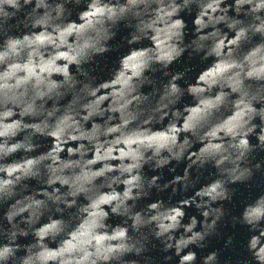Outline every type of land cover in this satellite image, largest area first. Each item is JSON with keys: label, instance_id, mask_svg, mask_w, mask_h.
Returning <instances> with one entry per match:
<instances>
[{"label": "clouds", "instance_id": "obj_1", "mask_svg": "<svg viewBox=\"0 0 264 264\" xmlns=\"http://www.w3.org/2000/svg\"><path fill=\"white\" fill-rule=\"evenodd\" d=\"M0 264H264V0H0Z\"/></svg>", "mask_w": 264, "mask_h": 264}, {"label": "water", "instance_id": "obj_2", "mask_svg": "<svg viewBox=\"0 0 264 264\" xmlns=\"http://www.w3.org/2000/svg\"><path fill=\"white\" fill-rule=\"evenodd\" d=\"M217 246H219V245H217Z\"/></svg>", "mask_w": 264, "mask_h": 264}]
</instances>
